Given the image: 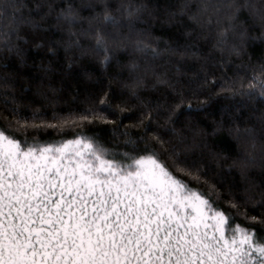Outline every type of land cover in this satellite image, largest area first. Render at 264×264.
<instances>
[{
  "label": "snow or ice",
  "instance_id": "6c2138e0",
  "mask_svg": "<svg viewBox=\"0 0 264 264\" xmlns=\"http://www.w3.org/2000/svg\"><path fill=\"white\" fill-rule=\"evenodd\" d=\"M158 21L177 29L163 44ZM257 41L264 0H0V264H264V60L238 78L209 64ZM93 63L107 85L60 111L53 79L99 80ZM33 87L50 115L18 102ZM213 95L246 100L216 119Z\"/></svg>",
  "mask_w": 264,
  "mask_h": 264
},
{
  "label": "trees",
  "instance_id": "16d2710c",
  "mask_svg": "<svg viewBox=\"0 0 264 264\" xmlns=\"http://www.w3.org/2000/svg\"><path fill=\"white\" fill-rule=\"evenodd\" d=\"M162 20V17H161ZM151 23V21H149ZM154 36H160L162 37V44L164 40H167L169 36L175 35L177 32V29L175 27H171L168 25H162L161 21L156 22L154 25ZM260 29L259 27H256L253 29L252 34L253 35H259ZM31 46V41H29V44L25 45V47H30ZM210 45L206 46L204 51L205 53L208 52V48ZM219 53H216V59H219ZM61 56H63V53H61ZM250 57V59H249ZM232 64L230 67L227 68H221L218 66H215V61H209V64L211 66V70L215 73L217 78H220L222 75H226L229 78H238L241 76H247L251 73L252 68L256 67L262 60H264V42L257 41L255 44H253L251 47H249L245 54L242 57H236L235 55L232 56ZM36 63H39V57L36 58ZM32 64V60H29V65ZM244 65V66H242ZM246 66V67H245ZM90 68L95 67L96 71L94 72V77H99L100 79H93L91 82L87 80H82V81H76V80H69L67 81L63 86H61L59 78H54L53 79V87L56 88H61V92L59 95L61 96V101L58 103V109L62 112H67V109L69 107H78L79 104L77 102L76 105H72V97L73 95L76 94V89L77 87L80 90V94L83 95V90L85 88L92 89V88H99L103 85H107L108 83V77L105 75L104 71L99 69L98 65H95L94 63L92 65H89ZM199 64L194 65V67L191 69V71L188 74H191V72H194L198 70ZM115 68L110 67L107 69V73H114ZM36 72L35 68H28L25 69L24 75L29 76V75H34ZM245 83H247V80H245ZM113 87L115 88L116 85L113 83ZM220 87L219 84L216 85V88H214L212 91L213 93L216 92V90ZM144 95H150L152 97L159 96L161 95L160 92H154V91H147L143 93ZM17 98L18 102L22 105L29 106L30 108H38L43 106L46 108L49 112V115L51 114V109L48 108V102L44 99V97L36 94L35 87H33V90L29 93L21 94L17 93ZM188 99H191L192 104L195 106L199 100L203 99V97H192L189 95ZM188 99L185 100V104L188 103ZM246 98L240 97V96H229V95H221V96H216L213 95L210 104H209V111H211L216 119L220 118L221 115V109L225 106H238V102L244 101ZM250 103L255 104L259 108H264V104H257L256 101H251ZM29 107H26L24 109L25 114H27ZM211 117L209 118V122H211ZM132 120L129 119H124L123 123L121 126L124 124H129L131 123ZM110 125H101L99 129H89L90 132L92 131H99L100 136L102 139H104L106 142L108 141L111 133L109 132ZM63 126L58 125V130H61ZM131 131L135 134H139L138 129H131ZM20 132H23V129H20ZM34 135V133H33ZM227 133L226 131H222L219 133L216 137H213L212 140L215 141L218 144H223L224 143V137H226ZM73 138V131L72 130H65L63 136H58L56 132L52 131L49 129L47 133L45 134L43 131L40 133V139L41 140H47L49 142H57L60 139H71ZM185 179L189 180V183L193 188L200 187L206 194L209 193V188L207 185L203 184L201 182L199 185L196 183V181L192 178H189L187 176L184 177ZM208 179L212 180L213 176L212 173H208ZM213 199H215V196L213 195ZM219 204L222 208L225 210H228V205L224 203V200H220ZM254 214V213H253ZM238 219H241L238 217Z\"/></svg>",
  "mask_w": 264,
  "mask_h": 264
}]
</instances>
